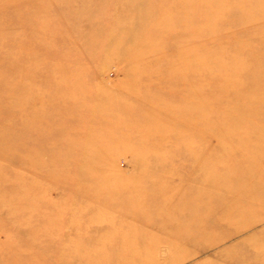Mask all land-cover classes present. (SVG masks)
Listing matches in <instances>:
<instances>
[{"label":"rangeland","instance_id":"374dc122","mask_svg":"<svg viewBox=\"0 0 264 264\" xmlns=\"http://www.w3.org/2000/svg\"><path fill=\"white\" fill-rule=\"evenodd\" d=\"M188 2L0 0V264H264V0Z\"/></svg>","mask_w":264,"mask_h":264},{"label":"bare ground","instance_id":"6f19581e","mask_svg":"<svg viewBox=\"0 0 264 264\" xmlns=\"http://www.w3.org/2000/svg\"><path fill=\"white\" fill-rule=\"evenodd\" d=\"M198 1L204 2L203 6H202V10H201L203 13L208 12V11H214L215 9L218 10V12L214 15V17L210 21H208L206 23V25H208V26H214V24H216L220 20V18H222L221 16H223L224 13H226V12H224V9L229 4V0H189L188 4L191 3V5H186V6H189L190 7V10H193V8H194L193 6H195L196 3H198ZM235 1H237V0H235ZM253 1L252 0H241L242 7H245L244 6L245 4L254 3ZM248 13L249 12H247L246 15H244V13H243V15H244L243 18L237 22V23L240 22V24L242 25V30L243 29L244 30H252L253 32L259 33L260 35H264V22L262 21L263 19L261 21H260V18L257 19V16L258 15L261 16V17H264V9H262L257 14H254V12H251L249 14ZM228 15L229 16L227 17V22H231L229 24L236 23V22H234V20H231L230 19L231 14H228ZM125 33H126V35H129V38H130L131 35L128 34L129 31H125ZM241 41L242 40L239 39V40H236L235 43L236 44H239V45H242L241 44ZM245 41H247V40H245ZM227 42L228 43H226V42L225 43L224 42L223 43L222 42L219 43L220 45H218L217 48L218 47L222 48L223 46L230 44V41L229 40H227ZM198 45H195L194 43L191 44L190 42H188L185 45L184 44L180 45L181 47L179 49L180 50L179 52L181 54V57L178 59V61H176V62L173 63L172 68L174 70H180L181 68H185L187 71H188V69H192V71H193V69H195V70L203 69L202 59L197 60V61L194 62V60H192V58H191V55L195 51L198 50L197 49V47H199ZM137 56H138V54H137ZM254 61L255 60L251 59V62H248L247 65H246V67H251L252 65L250 63H252ZM231 64H232V62H230V61L229 62H224V63H223V61H221V62H218L216 64V67L215 68L224 69V67H231ZM226 75H227V72H226ZM225 78L226 79H229V80H227V82L225 83L224 87L232 88V89H236V90H240L241 89L240 87H238L236 85L235 82H233V80H230V78H228V77H225ZM192 99H195L196 102H198L199 95L196 96V94H195L194 97H192ZM224 122H226V121H224ZM252 144H255V146L263 145L260 142H254ZM190 162H192V161H190ZM203 162L206 163L205 161H203ZM181 213H183V212H181Z\"/></svg>","mask_w":264,"mask_h":264}]
</instances>
